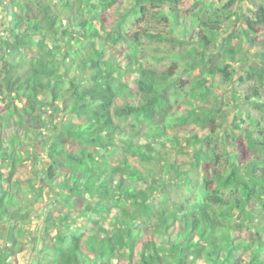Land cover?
I'll use <instances>...</instances> for the list:
<instances>
[{"label":"trees","instance_id":"1","mask_svg":"<svg viewBox=\"0 0 264 264\" xmlns=\"http://www.w3.org/2000/svg\"><path fill=\"white\" fill-rule=\"evenodd\" d=\"M238 1L0 0V264H25L39 213L32 264H264V0L233 29ZM216 86L247 106L239 135ZM32 135L47 144L44 209L18 170Z\"/></svg>","mask_w":264,"mask_h":264},{"label":"rangeland","instance_id":"2","mask_svg":"<svg viewBox=\"0 0 264 264\" xmlns=\"http://www.w3.org/2000/svg\"><path fill=\"white\" fill-rule=\"evenodd\" d=\"M5 3H8L9 0H3ZM127 2L121 3V4H117L116 6H113L111 9H109L107 11V14H105L104 18L106 21V27L107 28H111L120 18V14L122 12H125L128 8ZM251 6L249 5L248 0H239L237 2V10H238V16L237 19L234 23L233 29H237L239 27V25L242 23V15H243V11L245 10H250ZM128 25H130L131 29L134 31L136 28L134 26L131 25V22L128 21ZM5 20H0V37L4 36V29H5ZM28 52H32V50H28ZM114 55H117V52H115ZM256 49L255 48H251L248 51V61L240 64L238 66L239 69V74H241L243 72L244 69L248 68L251 64H253L254 59H256ZM7 56L3 50V47L0 44V67H1V71L4 72L8 69L9 67V61L7 60ZM178 70L176 69V66H171L169 73H171L172 75H174ZM182 78L189 80L190 77L183 73L181 75ZM180 77V78H181ZM127 83L130 84V87L136 89L135 84L132 82L133 79L130 77L125 78ZM218 87V88H217ZM239 88V87H237ZM214 93H218L219 94V98H220V106L218 108L219 111L222 112V121L224 124V127L227 128L228 130H233L237 135H239V131L237 129L234 128L233 126V121L234 118L236 116H243L246 113V104L242 101H235L232 97V90L230 86H226L225 88L223 87H219L216 86L215 87V91ZM130 101H135L136 98L135 97H131L129 99ZM137 101V100H136ZM118 104V103H117ZM120 104V103H119ZM1 111H3V108L0 109ZM251 113H252V109ZM46 115L48 114H54L55 117L57 118H61L60 114L57 113H53L51 112V110L45 111ZM255 114V111H254ZM130 117H124V118H120L115 116V120L121 124L123 127H127V123L130 120ZM30 125H32L31 121H29ZM245 124V123H244ZM52 129H55V126H53ZM42 135H46L47 132L46 130L42 131ZM33 139L30 140V145L25 146V148L31 152L30 154V158L27 159L26 161L23 162L22 165H20V167L18 168L19 172H21L24 175V182H27L29 179H32L34 181V183L37 185V187H44V197L40 199V201L38 202V207L39 208H45L48 206V204L50 203L51 199L54 197L53 195V190H51L50 186H46L45 185V181H44V177H43V173L46 170L47 166H48V159H47V154H46V148H47V144L45 141V138L42 137H37L36 135H32ZM184 144V143H182ZM176 152L173 153V156L176 157L178 156L179 158L182 157V155L177 154ZM35 159L34 161L32 159ZM32 169H38L39 172L38 174H35ZM58 206V204H57ZM41 211V210H40ZM43 221L41 218V215L39 213L38 218H33L31 220V223L29 224V228L31 231V238L32 239L34 237L35 241L32 245H27L26 248L19 254L18 256V261L21 263H25V264H32L33 262H35V257H36V252L34 250V247L37 245L36 243L40 244L43 239H42V233H43ZM55 233V230L51 231V235H53ZM81 248L83 251L87 252V253H94L99 249V245H97V243H95V246H93V244L89 245L87 242H83L81 245Z\"/></svg>","mask_w":264,"mask_h":264}]
</instances>
